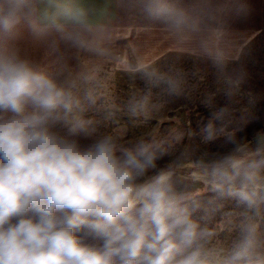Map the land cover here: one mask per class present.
Returning <instances> with one entry per match:
<instances>
[{"label":"clouds","instance_id":"obj_1","mask_svg":"<svg viewBox=\"0 0 264 264\" xmlns=\"http://www.w3.org/2000/svg\"><path fill=\"white\" fill-rule=\"evenodd\" d=\"M251 13L250 0H0V264H264L254 117L209 95L198 133L176 120L128 138L190 97L183 57L240 92L252 37L233 25ZM112 65L133 85L125 101ZM195 135L223 142L197 149Z\"/></svg>","mask_w":264,"mask_h":264},{"label":"rangeland","instance_id":"obj_2","mask_svg":"<svg viewBox=\"0 0 264 264\" xmlns=\"http://www.w3.org/2000/svg\"><path fill=\"white\" fill-rule=\"evenodd\" d=\"M18 41H29V37L26 30H23L22 36ZM261 45L257 48H250L249 52L252 56L260 55L259 63L246 62L243 63L244 67L248 73L246 81L242 84L240 92L229 100L224 93L221 94L219 91H224V86L216 87L215 84L210 86L206 84V62L196 60L195 58L183 59L181 58L179 66L182 67L188 74L190 83L192 85V91L190 97L187 99H179L172 103H169L165 107L164 115L168 119L164 120V117L158 118L156 121H150L148 125H141L139 127H129L128 138H136L140 135L147 134L149 132L161 130L163 133L167 128L174 126L176 120L180 121V124L183 127L191 126L194 132L198 133V127L202 120H206L208 117V109L202 103V100L211 95L214 98V103L216 106L220 105H232L234 103H245V106H250L252 101L259 102L264 104V40ZM158 53L166 52L164 48H158ZM174 62V61H173ZM246 64V65H245ZM258 66V67H257ZM111 71V70H109ZM112 72V71H111ZM113 73V72H112ZM213 78V82L219 81L215 79L214 74L210 72V80ZM138 86H142L141 82H137ZM116 87V88H115ZM133 87L132 83L127 80L126 77H123L122 74L115 78L113 83V89L117 93L121 101H125L128 98V94ZM236 117H240L242 114L247 112L250 116L254 117L250 120L247 125L245 132L246 134L253 133L256 130H264V108L263 109H245V110H236L232 109ZM122 125L127 126L126 121H120ZM87 143V141H82ZM188 142V141H186ZM223 142V138L210 144L204 145L199 137L195 135L192 137L190 143L194 148L204 149L210 148L216 150L218 146ZM214 194L207 192L204 194V199H207ZM235 207L234 201H228L226 203V210L232 209ZM227 236H225V240Z\"/></svg>","mask_w":264,"mask_h":264},{"label":"crops","instance_id":"obj_3","mask_svg":"<svg viewBox=\"0 0 264 264\" xmlns=\"http://www.w3.org/2000/svg\"><path fill=\"white\" fill-rule=\"evenodd\" d=\"M250 4L252 7V13L250 15V17L243 22H237L233 25V27L235 29H237L238 31L245 33L249 36L252 37L251 42L248 44V46L245 49L244 55L241 58V63H246V62H252V63H259L260 65V61L259 58H261L260 55H254L252 56L249 52L250 48H257L261 45V43L263 42L262 40H264V0H250ZM18 43H20L21 45H27L28 41H18ZM167 52V51H166ZM166 52L163 53H159L160 56L164 57L166 60H168L169 62H173L175 61V57L172 53L167 52V55H165ZM38 55L40 56L41 59H47V57L45 56V54L43 52H39ZM183 59H191V57H184ZM180 63V61H179ZM207 67L206 68V79L205 82L206 84L213 86V84H215L216 87H222L223 85L219 82V81H215L213 82V78H211L210 80V72H212L214 74V70L211 67L210 64L206 63ZM244 65V64H243ZM246 65V64H245ZM258 67V66H257ZM113 72V75L115 76V78H117L118 76L121 75V73H119L118 69L115 67V65H112V67H110V69ZM215 79H217L216 74H215ZM116 88V87H115ZM221 94L224 93V91L220 90L219 91ZM250 106H245V103H234L232 104L230 107L232 109H236V110H245V109H263L264 108V104H260L259 102H255V100L252 101V104L250 103ZM220 106H225V105H220ZM219 107V106H217ZM249 136L251 135V133L248 134Z\"/></svg>","mask_w":264,"mask_h":264}]
</instances>
